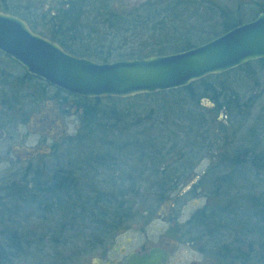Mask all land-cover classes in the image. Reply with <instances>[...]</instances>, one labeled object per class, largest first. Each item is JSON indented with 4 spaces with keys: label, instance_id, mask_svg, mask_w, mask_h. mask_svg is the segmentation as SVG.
I'll return each mask as SVG.
<instances>
[{
    "label": "rangeland",
    "instance_id": "obj_1",
    "mask_svg": "<svg viewBox=\"0 0 264 264\" xmlns=\"http://www.w3.org/2000/svg\"><path fill=\"white\" fill-rule=\"evenodd\" d=\"M21 1H28L31 5L37 7L36 10H39L37 14L47 13L50 10L43 11L46 0ZM117 1L120 6H124L126 12L137 11V6L134 4L137 0ZM206 1L207 4L203 3V5L209 6V3L212 2L214 8L219 6L225 12L229 11L230 13L235 12L237 6L242 5L240 1L243 0ZM167 2H170V0H167ZM255 2L258 4V11L260 7H264V0H255ZM167 4L163 1L162 6ZM195 6V4L186 5V3H181L170 15L171 17L153 20L150 18L147 22H150V20L153 22L147 23L145 30L142 31L143 33L139 28H130L127 29L126 33L118 38L115 37V39L112 38L111 34L99 31L100 29L96 27L95 34L100 36H98L100 41L106 39L102 41L105 44L111 43L116 46L121 43L119 47L122 48L119 49L121 53L126 49H133L131 53L141 54L143 57L157 53H173L175 47L177 49L182 46L179 42L173 43L178 31L181 30L179 21H187V18H191L192 20H189L190 24L187 25H196L206 14L202 11L203 8H196ZM236 13L232 16L227 15L224 20V14L218 16L216 21L220 23V26H217L215 35H219L226 30L231 21L246 22L249 18V14L245 13L242 8H238ZM34 24L36 25L35 28L33 27L35 31L43 36L51 34V31H53L44 28L41 23ZM68 26L69 24L65 25L66 28ZM84 26V32L79 29L75 30L74 35L76 38H82V34L87 32L89 25ZM105 36L108 38H105ZM133 37L136 39L132 40ZM191 41L196 44L199 43L196 38ZM112 59L119 58L112 57ZM204 87H208L209 94H206ZM31 88L36 91L40 87L31 86ZM3 91L8 95L6 88ZM216 93H223L228 97H239V104L236 107L229 108V110L223 105L225 101L223 98L220 100L221 102L217 103L215 101L216 104H214L212 99ZM46 96H50V93L48 92ZM101 105L106 107L113 105L119 118L112 119L109 122L105 120H103V123L98 122L103 126H99L98 131L93 136L87 135V130L81 128L82 123L76 127V132L73 131V128H70L71 132L66 137L61 138V141L52 144L49 141L42 143L44 149L37 151L36 155L30 160H22L25 155L24 147L29 142L27 144L22 143L20 137L23 136L25 139L26 136L20 130L17 131L16 136L19 142L15 141L12 145L18 143V146L11 152L15 155L14 160L19 161L12 167L7 164H5L7 166L0 167V202L5 203L4 207L0 205V215L2 214L1 211L6 212L5 209L9 214L8 217H1L0 219L7 226H11L9 229H18V235L22 237L20 249L16 253L13 252L14 259L10 264H67L68 262H70L69 264H84L88 261L89 256L76 257V252L82 248L52 242V240L59 242L66 240L65 243H68L67 239L69 240L71 237H73L72 239H78L76 234L79 238H88L93 235V228L88 220L82 221L81 219L78 222V227L66 230L68 221H62L61 217L55 215V213L39 211L34 206L35 204L30 205L28 199L16 200L15 198L20 190L22 191L29 185V183H26L27 181L35 176L40 179L39 175L42 176L41 181L49 180L54 166L62 165L64 160L83 159L89 154L87 151L89 146L103 144L104 142H101L103 139L104 141H112L113 144H122L123 141L132 145L142 144L139 146L144 150L142 160L137 164L135 159L140 156H138V153L120 152L122 160L119 162L120 167H117L118 170H115L114 167L110 168V166L98 168L97 179H91L92 183L96 181L97 185H100L102 192H105L108 186L110 188L116 187V192L123 190L120 189L119 179L124 176L131 178L132 186L136 184L132 189V195L123 196L121 199L120 192L114 195L117 200L123 201L130 210L126 213V219H120V222H118L129 225L130 230L128 233L131 236H135L137 230H140L141 224L153 223L160 225L165 223L164 219H174L176 215L174 208L170 206L166 197L159 198L162 194L159 191L165 186L167 188V183L173 178L179 177V179H182L185 174L190 173L192 170L188 167L190 163H194V169L199 177L198 180L202 181L201 184L204 187L198 190L200 198L194 202H189L185 206L187 208L183 211L184 217L182 218L184 219L202 205L215 210L216 214V210L222 211L234 207L239 198L254 196L257 202L258 195L264 194V170L258 171L256 168H252L249 163L238 164L234 162L235 156H238V160L250 161L261 150L264 152V67L254 63L245 72L236 70L216 76L203 85H196L190 92L185 94L139 96L123 102L102 100ZM181 111H187L188 113L182 116ZM237 112H240V114H236ZM195 117L206 121V129L200 128L201 123L199 122L195 126V131L188 133L187 127L191 118ZM108 126L110 129L105 133L104 128L107 130L106 127ZM53 135L54 133L51 136ZM29 141L30 146L36 143L32 138ZM252 144L261 148L251 147ZM49 148V153H46ZM148 151L153 152L150 154ZM243 151H247L246 154ZM163 155L165 157L161 161ZM30 163L31 165L28 167L27 165ZM133 166L136 168H133ZM182 166L188 167L183 176L182 171H175L182 168ZM35 171L37 173L34 175ZM140 172L143 174L139 184L137 178H139ZM159 172H162V174L158 175ZM226 175L229 177L228 180L225 179ZM190 180H186L184 185H187V181ZM82 183L86 186V189H89L90 180H82ZM177 189L169 194L170 197L179 191ZM111 190V194H115V191ZM8 195L10 198L5 199ZM84 195L88 196L89 193L85 192ZM203 195H206L207 199ZM89 196L91 197V194ZM204 201H206L205 204H203ZM255 205L252 207L254 212H256ZM144 210L149 212L144 214ZM164 212H168V217L161 215ZM10 221H13V223L11 224ZM8 232L11 231L8 230ZM120 233L121 231L116 230L111 234L115 239H123ZM85 235H88V237ZM45 239H50L51 242H42Z\"/></svg>",
    "mask_w": 264,
    "mask_h": 264
},
{
    "label": "flooded vegetation",
    "instance_id": "obj_2",
    "mask_svg": "<svg viewBox=\"0 0 264 264\" xmlns=\"http://www.w3.org/2000/svg\"><path fill=\"white\" fill-rule=\"evenodd\" d=\"M163 1L168 3L162 6ZM46 6L43 11L48 10L47 13L37 14L39 11L36 10L37 7L31 5L30 2H24L21 0H0V11L8 12L13 14L20 19H22L25 24L30 28V23H41L47 24L48 29L52 26L54 28H61L62 31L66 28L65 24L76 23L82 28L84 23H114V22H136L142 23L147 21V13H157L161 9H169L175 11L179 4L193 5L196 8H203L205 16L196 25L190 24L187 21H179L181 25V30L178 31L177 37H175V42L181 43L182 46L175 47L174 52H180L194 48L198 45L205 44V42L217 37V26H220L219 22L216 21L218 16L224 14V18L227 15H233L238 12V8L249 14V18L246 22L253 20L260 12L258 11V4L255 0H243L242 5H238L235 12L224 11L219 6L214 8L213 3H209V6L203 5L207 4L206 0L195 1V0H137L134 4L137 6V11L126 12L124 6H120L117 0H107L103 1L104 5L96 4L95 0L91 1H80V0H46ZM211 4V5H210ZM90 6L89 8H96V13H102L101 15H95V12L88 11L85 15L77 16H62L58 15L60 9L67 10L71 7L77 6ZM100 7V9L98 8ZM80 8V7H79ZM139 8V9H138ZM99 9V10H98ZM135 9V10H136ZM227 13V14H226ZM238 14V13H236ZM150 18V17H149ZM152 19V18H151ZM156 19V18H154ZM153 20V19H152ZM180 20V19H179ZM245 22L237 21L233 23L234 25L230 28L224 30L219 35L228 31L229 29ZM52 24V26H50ZM186 25V26H185ZM78 26V27H79ZM183 27V28H182ZM61 31V32H62ZM61 32H53L51 34L44 35V37L55 41L64 51L69 54L79 56L76 53L84 47L83 40L77 41L75 46L71 45L70 41L66 42L63 38ZM43 36V35H42ZM196 38L199 43H193L191 40ZM136 39L133 37L132 40ZM120 47V46H119ZM122 49V48H119ZM128 50V51H127ZM133 49H126L123 51L126 55L132 52ZM163 53H157L154 55H161ZM135 53L133 58L125 57L121 59H109L108 61H98L95 62H111V61H121L127 59H140ZM84 57V56H80ZM87 58V57H86ZM89 59V58H88ZM142 59V57H141ZM31 86L40 87L35 91ZM7 89L8 95L5 94L3 89ZM51 90V91H50ZM50 93V96L46 94ZM53 93V94H51ZM81 96L67 93L60 90L52 85H47L46 82L39 78L30 75L26 70L14 59L3 55L0 52V167L5 164L15 166L19 160H14L15 155L12 154L17 144L12 145L13 142H19L16 136L17 131L20 130L25 139L20 137L21 142L29 144L24 147L25 155L22 160H30L37 151L44 149L42 143L46 141L51 144L54 142H59L70 133L71 129L73 131L77 130L76 127L82 123L83 109L79 103ZM44 100H46L44 102ZM45 123V125H44ZM52 133H54L53 136ZM34 139L36 143L30 146V139ZM50 148L47 149L46 153H49ZM142 155L138 158L142 160ZM84 161L82 160H64L62 162L63 166L71 165V173H75L73 186L69 185L67 189L75 191L76 197H81V191H85L86 186L83 185L82 180L97 179V174L99 169L85 168L83 169ZM240 164L241 160L237 161ZM135 163L138 161L135 159ZM190 164H192L190 166ZM188 167L192 170L187 175V166H182L175 170L177 172L182 171V179L171 178L172 180L167 183V188L163 187L159 193H162L159 198L166 197L169 200V204L175 210V217L172 220L164 219L163 224L155 225L153 223H144L140 225V230H133L136 232L135 236H131L129 232L130 227L127 224H108L104 226H92L93 235L87 236L88 238H79L69 240L55 241L61 244H68L76 246L79 249L76 254L77 258H83L84 256H89L88 261L84 264H264V255L260 252V241L257 237L256 225L252 227L251 242L248 240H242L241 235H246L243 231L242 226L233 225H222L221 231L217 230L220 226L214 225V227L209 223L211 215L210 207L205 205L200 206L187 218L184 217L183 211L187 208L189 202H194L200 198L198 190L202 189L204 186L202 181L198 180V173L194 169V163H190ZM5 165V166H7ZM31 165L28 164L29 167ZM72 165L74 167H72ZM120 167V166H119ZM130 168V167H129ZM132 168V166H131ZM133 168H136L133 166ZM67 171V170H63ZM91 173L92 176H88ZM83 174L85 176L83 177ZM142 172L139 173V184L142 178ZM187 181V185H184ZM193 179V180H192ZM131 181V178H127ZM182 180V181H180ZM94 184H97L94 181ZM180 185V186H179ZM179 186V187H178ZM84 187V188H83ZM178 187V189H177ZM179 190L174 196L170 197L169 194L174 192V190ZM88 190V189H86ZM168 193V194H166ZM207 199L206 195H203ZM79 199V198H77ZM191 200V201H190ZM204 201L203 204H205ZM70 202H68L67 207L61 210H47L48 212L61 213L62 215L75 214L79 215L82 210H74L71 208ZM209 210V211H208ZM40 211V210H39ZM149 212L144 210V214ZM168 212H164L161 215L167 216ZM201 217V218H200ZM202 219V220H201ZM62 221H68L67 217L62 216ZM78 225V223H76ZM71 225L70 228H76L77 225ZM99 227L103 229L100 230ZM236 228V230H235ZM121 231L120 236L123 239H115L111 233L114 231ZM43 241L51 242L50 239H45ZM251 244V250L248 246ZM87 249V250H84ZM76 258V259H77ZM68 262L67 264H69Z\"/></svg>",
    "mask_w": 264,
    "mask_h": 264
},
{
    "label": "trees",
    "instance_id": "obj_3",
    "mask_svg": "<svg viewBox=\"0 0 264 264\" xmlns=\"http://www.w3.org/2000/svg\"><path fill=\"white\" fill-rule=\"evenodd\" d=\"M80 1H91V0H80ZM103 1H107V0H95L96 4L98 2V4L100 5H104L105 3H103ZM181 1V0H179ZM80 7V8H79ZM90 6H77L75 7H71L68 8L67 10H63L60 9L59 14L58 15H62V16H77V15H85L86 12L88 11H92L95 12V15H101L102 13H96V8H89ZM100 9V7H98ZM98 9V10H99ZM259 12H264V7H260ZM173 13V11L171 12V10L165 8V9H161V11H158L157 13H147V18L146 19H154V18H165V17H171L170 15ZM150 17V18H149ZM147 20V21H148ZM147 21H143L142 23H136V22H131V23H126V22H114V23H96V22H91V23H84V25H89V28L87 30V32H85V34H82V38H76L74 33L75 30L77 31V29L81 30V32L85 31V26L83 25V27L81 28L79 26V24L76 23H69V26L67 28H65L63 31L61 28H54L52 26V24L50 26H52L51 30H53V32L56 33L57 32H61V34L63 35V38L66 39L67 41H70L71 44L73 46H75L74 43H76L77 41H79L80 39L83 40L84 43V47L82 49H80L76 54L79 56H84L87 57L89 59H93V60H98L100 61H108L109 59H111L112 57H116V58H125V57H129V58H133L135 57L134 54L135 53H129V54H125V53H121V51L119 50V46H121V43H118L116 46L112 45L111 43L105 44L101 40L98 39L99 37L95 34L96 30L95 28L98 27L100 30L99 31H104L108 34L112 35V38H118L119 36H121L123 33L127 32V29H134V28H139L141 30V33H143L142 31H144L147 26V23H151L153 21L150 20V22ZM235 22H232L230 24L227 25V29L230 28L231 26H233ZM44 28H47L46 26H48L47 24H42ZM67 25V24H65ZM35 24L34 23H30V27L35 30ZM79 26V27H78ZM34 27V28H33ZM49 27V26H48ZM48 29V30H49ZM96 36H95V35ZM107 35V34H106ZM108 36V35H107ZM107 36H105V38H108ZM115 38V39H116ZM97 39V40H96ZM138 58L143 57V55L141 54H137L136 55ZM254 63L258 64L261 67H264V60L263 59H258V60H254L251 62H248L246 64L240 65L234 69H231L229 71H226L224 73L221 74H213V75H209L205 78H201L198 81H194L192 83H190L189 85H187L186 87H182V88H178V89H172V90H168V91H162V92H157V93H153V94H142V95H136L134 97H130V98H115V97H99V98H84L82 97L81 100H79L80 105L82 106L83 109V118H82V127L84 130H87V135H94L96 133V131H98L99 126H101L102 124L98 123V122H102L103 120H105L106 122L112 120V119H116L119 118V115H117V111L115 108H113V105L106 107L104 105H101L102 100L105 101H124L127 99H131V98H135V97H139V96H152V95H163V94H169V95H175L176 94H185L186 92H190L192 90L193 87H195L198 84H205V82H207L208 80H210L211 78H214L216 76L219 75H224L226 73H230V72H234L236 70L238 71H244L248 70V67L250 68L251 65H253ZM204 90H206V94H209V89L208 87H204ZM225 99L223 105L225 107L228 108H233L236 107L239 102L238 100L240 99L239 97H234V96H225L223 93H216L213 97V103L216 104L221 102V99ZM216 101V102H215ZM241 101V100H240ZM181 102V100H180ZM252 102V101H250ZM219 106V104H218ZM226 109V112L229 114V111ZM182 112V116L187 115V111H181ZM236 114H240V112H237ZM182 118V117H181ZM179 118V119H181ZM183 120V119H182ZM184 121V120H183ZM201 123L200 128L206 129L205 123L206 121H203L202 118H191V121L189 123L188 128V133L194 132L195 131V126H197L198 123ZM107 124V123H106ZM108 125V124H107ZM113 125V124H112ZM112 125H110L112 127ZM103 126V125H102ZM107 130L104 128V132L106 133L110 127H106ZM187 133V134H188ZM88 138V137H86ZM93 140L95 138H92ZM96 140H98L96 138ZM101 142H104L103 144H97V145H91L89 146V149H87L88 151V155H86L83 159H80L83 162L82 166L83 169L85 168H92V169H98V168H105V167H109L110 168H115V170L120 166L119 162L122 160V155L120 154V152L125 151V153H138L139 155H143L144 154V150H142V148H140L139 145L142 144H138L136 143V145H132V144H126L125 141H123L122 144H113L112 141L109 142V140L104 141L101 140ZM251 147H255V144L250 145ZM257 148H261L259 146H256ZM127 150V151H126ZM264 150V149H263ZM150 154H152L153 151H148ZM244 152V151H243ZM247 152V151H245ZM244 152V154H246ZM243 154V156H244ZM149 157V155H147ZM165 155H163L161 157V161L164 159ZM152 158V156L150 157V159ZM72 160V159H70ZM138 163L141 162V159L138 158L137 159ZM160 161V162H161ZM238 160V156H235L234 162H237ZM242 163L241 164H246L249 163L250 166H252V168H256L258 171L259 170H264V152L261 150L260 153L258 155H255L252 157V159L250 161H246V160H241ZM234 165V164H233ZM236 166V165H234ZM239 166V165H238ZM242 167L244 165H241ZM72 167H74L72 165ZM52 168V167H51ZM234 168V167H233ZM71 165H58V166H54L52 168V173H51V178L49 180H44L41 181L42 176H38L40 177V179H37L36 176L34 178H32L30 181H27L26 183L29 185L26 186L22 191L20 190L17 194V197L15 198L16 200L20 199H25V200H29L30 205H34L36 206V208L38 210H40L41 212H46V213H52L54 214V212H48L47 210H61V209H65V207H67L68 202L72 203L71 204V208H73L74 210H82L80 212L79 215L75 214H70V215H62L61 213H55V215H58L59 217L62 216L63 217H67L68 218V225L69 226H73L76 223L79 222V220L82 219V221H89L90 226H104V225H108V224H121L119 223L120 219H126V213L128 212V208L126 207V205L122 202H120L119 200L116 199V197L114 195H117L120 192V199L123 198V196H129L133 194V187L136 185L131 184V181L127 180V177H121L119 179V183L121 185L120 189L123 190H118L117 192L115 191V188H110V186H108V188L106 189L105 192H102V190L100 189V185L98 184H94V183H89V189L85 191H81L80 193H82L81 197H76L77 194L75 193V191H71L69 189H67V187L69 185L73 186L74 182V177L76 176V174L73 172L71 173L69 170H71ZM63 170H67L66 172ZM37 172L35 171L33 174L35 175ZM99 173V172H98ZM162 172H159L158 175H161ZM98 175V174H97ZM85 176V174H83V177ZM88 176H92L91 173L88 174ZM225 179L228 180L229 177L228 175L225 176ZM88 180V179H87ZM23 182V181H22ZM32 185V187H30ZM75 185V184H74ZM115 191V194H111L112 190ZM85 192H88L89 195L91 194V197L85 196ZM10 198L9 195L7 197H5V199ZM79 198V199H77ZM256 203V205H255ZM264 194H260L257 197V202L255 201V197H246L243 199H238V201L236 202V204L234 205V207H231L230 209L226 208L222 211L216 210V214H215V210H211V215H209L210 217V221L209 223L214 227V225L220 226V228L214 229L216 230L215 232L217 233V230H222L221 227L222 225H233V226H242L243 227V231L246 235H241L242 236V240H248L251 242L252 237L251 235H249L252 230L253 225H256V231H257V237L258 240L260 241V244L258 246H260V254L264 255ZM0 205H3V207L5 206V203L0 202ZM253 205H255V211H252V207ZM6 212L1 211V215L0 218H6L9 216L7 209H5ZM130 211V210H129ZM209 211V210H208ZM120 217V218H118ZM201 218V217H200ZM202 220V219H201ZM114 221V222H113ZM119 221V222H118ZM11 224L13 223V221H10ZM109 222V223H108ZM258 222V223H257ZM213 223V224H212ZM77 225V224H76ZM66 230H69V227ZM11 226H7V224H5V222L1 221L0 219V264H10V262L14 259L13 257V252H18L20 249V244L22 243V237H20L19 231L18 229H9ZM100 230H102V227H99ZM63 229V228H62ZM8 230H10L11 232H8ZM236 230V228H235ZM251 244L247 245L249 250H251Z\"/></svg>",
    "mask_w": 264,
    "mask_h": 264
},
{
    "label": "water",
    "instance_id": "obj_4",
    "mask_svg": "<svg viewBox=\"0 0 264 264\" xmlns=\"http://www.w3.org/2000/svg\"><path fill=\"white\" fill-rule=\"evenodd\" d=\"M0 52L30 75L78 96L129 98L186 87L209 75L264 60V12L188 50L104 63L68 54L19 17L0 12Z\"/></svg>",
    "mask_w": 264,
    "mask_h": 264
}]
</instances>
